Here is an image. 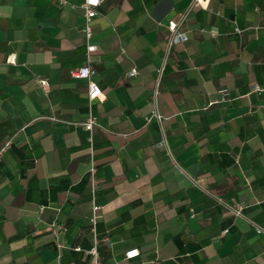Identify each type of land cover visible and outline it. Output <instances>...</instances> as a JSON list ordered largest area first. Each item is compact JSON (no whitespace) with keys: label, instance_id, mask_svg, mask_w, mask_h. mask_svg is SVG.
<instances>
[{"label":"crops","instance_id":"1","mask_svg":"<svg viewBox=\"0 0 264 264\" xmlns=\"http://www.w3.org/2000/svg\"><path fill=\"white\" fill-rule=\"evenodd\" d=\"M82 2L0 0V264H264V0Z\"/></svg>","mask_w":264,"mask_h":264},{"label":"built area","instance_id":"2","mask_svg":"<svg viewBox=\"0 0 264 264\" xmlns=\"http://www.w3.org/2000/svg\"><path fill=\"white\" fill-rule=\"evenodd\" d=\"M102 0H83L81 3V7L83 9V21H82V29L85 33V38L87 40V53L89 54L90 52H93L97 49V46L95 44L89 43L91 37H92V28H91V21L93 17L97 14V7L101 4ZM207 2V0H191V7L195 6H204V3ZM187 16V13H184L182 16V20ZM179 22L175 20H169L168 21V29L170 32V35L167 40V49H170V47L176 43H179L181 41H185L188 39V34L185 33L184 31L180 30L178 28ZM238 32L240 30L236 28ZM165 67V62L163 61L162 64L156 69L157 72V80H159L160 76L163 73ZM94 73V70L91 68L89 64V60L87 61L86 64L72 69L69 71V75L72 78H81V79H87V95H88V100H89V113L88 116L86 117L85 120L82 122H79L87 131L91 132L92 127L97 124V118L96 116L92 113L91 111V103L93 100L101 98L103 96L102 88L101 86L93 81L91 79V75ZM139 74L138 69L135 66H131L128 71L126 72L127 77H136ZM45 84V81L42 82ZM158 81L156 82V85L153 89V94L156 96L159 92L158 90ZM257 89H260L259 86L256 87ZM224 91V90H221ZM162 119V115L155 109L153 108L148 115L144 117L145 122H151L152 120L159 122ZM11 143V139L7 140L0 148V161L2 160L3 157V152L9 147ZM218 201L228 207L235 216H242L243 211L245 208L244 204L238 203L235 205H228L221 197H218ZM93 209H96L95 206H93ZM257 233H263L264 230L260 226H255ZM57 247L61 248L62 244L57 243ZM75 249L79 250L78 247ZM88 253L93 254L94 256L96 255V250L95 247H93L91 250L88 251ZM139 255V250L138 248H132L129 249L125 252V257L126 258H132L136 257ZM97 264V263H96Z\"/></svg>","mask_w":264,"mask_h":264}]
</instances>
